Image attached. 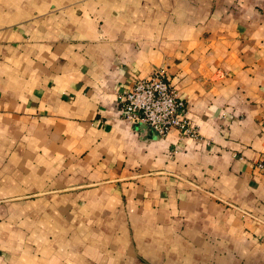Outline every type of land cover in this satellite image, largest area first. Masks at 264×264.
I'll list each match as a JSON object with an SVG mask.
<instances>
[{
    "label": "crops",
    "instance_id": "1",
    "mask_svg": "<svg viewBox=\"0 0 264 264\" xmlns=\"http://www.w3.org/2000/svg\"><path fill=\"white\" fill-rule=\"evenodd\" d=\"M165 66L200 138L120 114ZM264 0H0V264H264Z\"/></svg>",
    "mask_w": 264,
    "mask_h": 264
},
{
    "label": "built area",
    "instance_id": "2",
    "mask_svg": "<svg viewBox=\"0 0 264 264\" xmlns=\"http://www.w3.org/2000/svg\"><path fill=\"white\" fill-rule=\"evenodd\" d=\"M185 100L168 79L165 66H160L145 79L136 82L124 94L121 116L131 125L146 124L160 136L179 129L187 137L199 139V129L188 119ZM264 169V163L258 164Z\"/></svg>",
    "mask_w": 264,
    "mask_h": 264
},
{
    "label": "water",
    "instance_id": "3",
    "mask_svg": "<svg viewBox=\"0 0 264 264\" xmlns=\"http://www.w3.org/2000/svg\"><path fill=\"white\" fill-rule=\"evenodd\" d=\"M135 127H137V128H146L147 125L146 124H137V125H135ZM150 130H151V133L153 135L160 136L155 129H150Z\"/></svg>",
    "mask_w": 264,
    "mask_h": 264
}]
</instances>
